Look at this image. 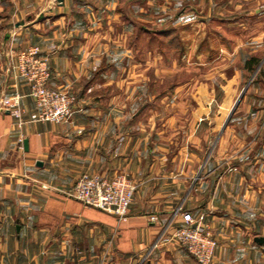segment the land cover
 <instances>
[{"label": "crops", "instance_id": "0c3cea01", "mask_svg": "<svg viewBox=\"0 0 264 264\" xmlns=\"http://www.w3.org/2000/svg\"><path fill=\"white\" fill-rule=\"evenodd\" d=\"M138 4L0 0V98L19 92L22 109L18 124L0 107V264H197L170 236L180 205L202 214L217 240L209 264H264V79L212 129L189 175L185 159L200 155L206 135L195 133L187 151L171 137L178 119L158 121L151 107L141 114L122 100L142 78L122 38L138 29ZM30 44L48 57L49 86L75 95L65 121L35 119L15 67V51ZM116 172L139 183L124 217L69 194L83 173Z\"/></svg>", "mask_w": 264, "mask_h": 264}, {"label": "rangeland", "instance_id": "374dc122", "mask_svg": "<svg viewBox=\"0 0 264 264\" xmlns=\"http://www.w3.org/2000/svg\"><path fill=\"white\" fill-rule=\"evenodd\" d=\"M234 2L237 7L232 6ZM138 3V29L123 30L122 38L133 49L135 68L142 78L137 89L123 94L122 100L141 114L151 107L158 121L172 116L178 119L172 129L177 132L171 137L177 145L185 139L187 151L193 150L195 133L206 135L199 157L185 159L192 176L213 145L216 132L210 138L212 129L223 125L243 87L248 83L240 102L264 79V0ZM221 47L228 48L229 54L220 52ZM251 56H257L259 63L248 70L244 63Z\"/></svg>", "mask_w": 264, "mask_h": 264}, {"label": "built area", "instance_id": "2783aa9c", "mask_svg": "<svg viewBox=\"0 0 264 264\" xmlns=\"http://www.w3.org/2000/svg\"><path fill=\"white\" fill-rule=\"evenodd\" d=\"M15 67L18 76L28 85L38 121L60 123L72 113L73 94L49 86L51 71L48 57L37 44H30L15 51ZM21 94L14 92L0 98V107L7 110L18 122H22ZM139 183L125 172L113 175L81 174L69 194L83 204L117 215L127 214L130 202ZM178 225L170 236L193 256L197 264H209L217 247V240L203 220L202 214H193L181 205L175 209ZM151 220L157 217L152 215Z\"/></svg>", "mask_w": 264, "mask_h": 264}, {"label": "water", "instance_id": "95a60500", "mask_svg": "<svg viewBox=\"0 0 264 264\" xmlns=\"http://www.w3.org/2000/svg\"><path fill=\"white\" fill-rule=\"evenodd\" d=\"M58 1H61V0H58ZM247 87H248V83L243 87V89L241 90L240 94L238 95V97L236 98L235 102L233 103V105H232V107H231V109H230V111H229V113H228V115H227V117H226V119H225V121L223 123V127L227 124V122H228L229 118L231 117L232 113L235 111V109H236L237 105L239 104V102L241 101V99H242V97L244 95V92L246 91ZM23 145H24L25 148L27 147V140L26 139H24ZM39 164H40V162H39Z\"/></svg>", "mask_w": 264, "mask_h": 264}, {"label": "trees", "instance_id": "16d2710c", "mask_svg": "<svg viewBox=\"0 0 264 264\" xmlns=\"http://www.w3.org/2000/svg\"><path fill=\"white\" fill-rule=\"evenodd\" d=\"M258 63H259V58L257 56H251L245 61L244 67L248 70H251Z\"/></svg>", "mask_w": 264, "mask_h": 264}]
</instances>
